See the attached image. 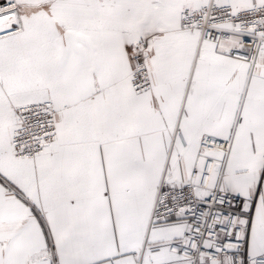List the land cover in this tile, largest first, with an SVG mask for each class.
Masks as SVG:
<instances>
[{
    "label": "snow or ice",
    "instance_id": "1",
    "mask_svg": "<svg viewBox=\"0 0 264 264\" xmlns=\"http://www.w3.org/2000/svg\"><path fill=\"white\" fill-rule=\"evenodd\" d=\"M0 264H264V0H0Z\"/></svg>",
    "mask_w": 264,
    "mask_h": 264
}]
</instances>
